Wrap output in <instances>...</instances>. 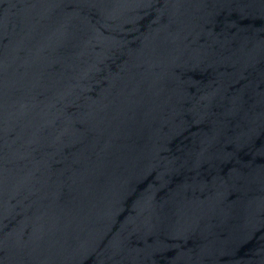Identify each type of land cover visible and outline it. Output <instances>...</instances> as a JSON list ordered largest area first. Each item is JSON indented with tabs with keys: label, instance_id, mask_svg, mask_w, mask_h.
<instances>
[{
	"label": "water",
	"instance_id": "1",
	"mask_svg": "<svg viewBox=\"0 0 264 264\" xmlns=\"http://www.w3.org/2000/svg\"><path fill=\"white\" fill-rule=\"evenodd\" d=\"M0 264H264V0H0Z\"/></svg>",
	"mask_w": 264,
	"mask_h": 264
}]
</instances>
